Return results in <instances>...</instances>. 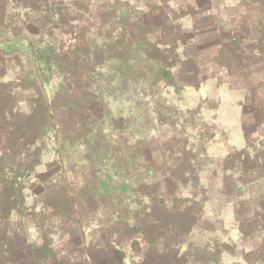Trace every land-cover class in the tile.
<instances>
[{
  "label": "crops",
  "instance_id": "obj_1",
  "mask_svg": "<svg viewBox=\"0 0 264 264\" xmlns=\"http://www.w3.org/2000/svg\"><path fill=\"white\" fill-rule=\"evenodd\" d=\"M151 1L158 7L157 17L172 21L183 8L191 17L196 6L214 14V26H193L196 33L204 29L209 36V49L220 29L239 22L233 31L244 33L245 12L241 10L240 19L228 18L223 9L228 0ZM9 3L17 9L14 18L20 17L13 25H6ZM148 3L0 0V264H264V137L252 135L244 122L251 107L244 96L251 89L242 84L239 100L231 98L228 85L216 87L223 71L244 74L245 67L230 63L235 67L212 70V62L189 55L190 46L184 58L179 27L150 21L155 14ZM37 10L75 22L95 16L130 18L107 31L96 24V48H149L147 41L153 42L154 56L147 59L168 71L178 88L181 79L192 82V89L184 92L213 110L211 129L205 123L201 131L210 134L189 136L194 123L170 105L181 93L172 90L164 93L166 116L152 117L149 123L146 118L150 137L143 151L123 156L130 181L135 176L140 183L132 197L117 195L116 185L127 184L114 177L115 163L100 170L70 165L56 137L63 126L44 118L46 111L53 118L52 92L33 55L32 31L23 25V18L37 15ZM5 27L11 37L4 36ZM103 33L108 38L102 39ZM260 72L257 68L252 75L254 86L264 81ZM206 82H213V103L207 99ZM259 91L255 86L254 94ZM127 143L132 139L125 138Z\"/></svg>",
  "mask_w": 264,
  "mask_h": 264
},
{
  "label": "rangeland",
  "instance_id": "obj_2",
  "mask_svg": "<svg viewBox=\"0 0 264 264\" xmlns=\"http://www.w3.org/2000/svg\"><path fill=\"white\" fill-rule=\"evenodd\" d=\"M145 3L146 1L142 4L139 2L137 9H141ZM12 4L7 5L9 16L6 17V25H13L20 21V17L14 18V12L17 9H12L14 8ZM148 4L150 13L155 14L149 17L150 21L158 22L159 26L179 27L180 31L177 34L181 44L179 50L183 51L184 58L188 56L187 49L190 46L192 49H189V55L212 62L210 65L212 70L220 69L221 71L227 66L231 68L233 65L230 63L245 67V73H241L242 75L232 73L233 71L232 74L226 70L223 71V77L226 75L234 79L228 82L221 77L222 80H217L216 87L228 85L230 96H233L231 98L239 100L242 97L236 96L242 94L240 87L242 84L251 89L248 95L244 96L245 101L251 105L249 111L245 112L244 122L252 135L264 137V81L261 82L260 87L255 85L260 91L254 94L255 81L252 77L257 68L261 71L260 75L264 76V0L224 2V12H227L230 19H240L238 15L241 10H244L245 15L242 18L244 33L233 31L240 27L239 22L236 26L226 27L222 31L220 29L218 34L213 36L214 48L211 49L207 48L205 43L209 36L204 29L203 32L196 33L193 26L194 24H200V26L216 24L214 14L209 15L196 6L192 9L196 16L191 17L188 9L183 8L177 12L172 21L168 17L159 15L157 17V5H153L151 0ZM36 13L37 15L24 17L23 25L32 31L35 43L33 55L38 61L39 71L44 75L46 87L52 92L49 99L51 108L54 110L53 118L47 111L44 118L48 122L58 121L63 126V129L56 132V137L61 139L62 151L67 154L70 165L75 167L84 165L92 170L96 168L100 170L107 169L109 164L115 163L114 177L117 180L120 177L126 179L127 184L116 185L117 195L127 194L132 197L139 189L140 183L135 176L130 181L129 167L126 169L123 166V156L128 152L143 151L144 141L150 137L148 128L145 127L146 118L149 117V123L152 117L155 120L158 116L161 119L166 116L167 107L163 103H167V99L164 93L172 92V90L181 91V93L171 98L170 105L177 106L179 115L191 119L194 123L193 130L188 131L189 136L210 134L201 131L205 128V123L207 131L211 129L208 130L211 126L213 110L208 103L202 104L199 98L184 92V89L187 91L192 89V82L181 79L178 81L180 85L178 88L168 77V71L164 72L161 69L162 66L159 67L154 61L147 59L148 56L150 58L154 56L155 48H151L153 42L143 40L147 41L149 48L141 44L129 49L96 48V24L107 31L109 25L115 24L120 27L125 22L128 23L130 18L122 16L96 18L95 16L79 18L80 22H75L70 19L66 21L56 14L44 16L40 10ZM140 17H135V20H142ZM7 29L5 27L4 36L11 37L10 30ZM154 30L149 29L151 32ZM101 38H108V33H103ZM184 47L186 50H183ZM169 52L171 49H168L165 54ZM172 54L173 52L170 55ZM244 63L246 64L242 65ZM244 76L245 80H243ZM206 84L210 94L207 99L213 103L217 100V96L215 97L211 91L214 88L213 82H206ZM163 85L165 89H160L159 92V87ZM200 86L201 83L197 85V89ZM176 103L183 104V107H178ZM254 106L256 110L252 111ZM146 109L148 112H145ZM156 109L161 112H157ZM125 138L132 139L130 146L128 143L125 144ZM111 154L116 156V160L109 161ZM260 182L264 184V178ZM126 190L127 193L124 192Z\"/></svg>",
  "mask_w": 264,
  "mask_h": 264
}]
</instances>
